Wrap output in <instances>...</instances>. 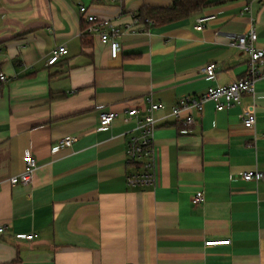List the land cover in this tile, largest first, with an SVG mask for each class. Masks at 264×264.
Here are the masks:
<instances>
[{"label": "crops", "instance_id": "obj_1", "mask_svg": "<svg viewBox=\"0 0 264 264\" xmlns=\"http://www.w3.org/2000/svg\"><path fill=\"white\" fill-rule=\"evenodd\" d=\"M173 1L0 0V73L7 77L0 83V264H264V179L242 178L264 173V79L229 109L209 102L192 126L162 122L155 185L128 184L139 172L128 162L136 126L128 109L148 106L151 97L166 106L163 117L187 96L245 78L249 56L230 42L252 26L264 49V0L205 9L200 15L215 19L201 31L200 15L161 27L139 16ZM81 5L135 29L119 38L117 59L92 36L90 47L82 45ZM62 45L68 54L48 65ZM210 64L215 78L203 73ZM109 110L120 116L99 131ZM249 110L253 128L242 119ZM69 135L73 146L53 154ZM27 151L38 161L33 181L13 186ZM197 191L205 194L201 205L191 202ZM28 234L35 238H20Z\"/></svg>", "mask_w": 264, "mask_h": 264}, {"label": "built area", "instance_id": "obj_2", "mask_svg": "<svg viewBox=\"0 0 264 264\" xmlns=\"http://www.w3.org/2000/svg\"><path fill=\"white\" fill-rule=\"evenodd\" d=\"M245 12H250V6L244 8ZM81 20L87 28L84 32L89 36L97 38L98 41L108 47L111 58L117 59L121 55V43L119 38L128 31L135 32L133 27L125 29L119 26L114 19H102L90 13L89 8L85 5L79 7ZM134 23L140 25V18L134 16ZM215 15H200L196 19L195 29L201 31L205 23L214 20ZM146 24H154L152 20L146 19ZM258 33L255 27H251L247 34L235 37L230 46L245 52L249 56L248 70L245 78L235 81L226 86L209 87L207 91L199 97L187 96L181 99L177 104L169 109V114L159 117V113L166 110L162 103L154 102L151 97L147 98L148 106H134L126 111L127 121L134 119L136 126L129 132L131 134L127 141L128 162L136 166L138 173L128 176L127 181L133 187H152L156 183L155 160H154V139L159 125L172 117L177 121L184 123L186 126L196 124L209 102H213L217 111H222L238 105L242 101L244 94L255 95L257 83L264 79V49L257 47ZM68 54L66 45L57 47L51 52L47 64L52 66L60 62L63 56ZM216 66L210 64L203 69V73L209 78H215ZM7 77L0 73V83L6 82ZM120 114L113 110L105 111L100 114L99 131H106L119 118ZM244 126L253 128L256 125L257 117L254 111L249 110L242 115ZM187 132V131H186ZM75 137L65 136L52 147V153L56 154L63 149L73 146ZM38 168V161L30 152L25 153L24 171L12 177L10 183L15 185L28 186L32 183L34 173ZM245 181H261L264 179V173L257 170L246 171L242 174ZM194 205H201L205 202L203 191H197L191 198ZM4 228H0V233ZM27 240H33L34 234L20 236ZM223 241L208 242L210 245ZM227 242V241H225ZM133 264V263H128Z\"/></svg>", "mask_w": 264, "mask_h": 264}, {"label": "trees", "instance_id": "obj_3", "mask_svg": "<svg viewBox=\"0 0 264 264\" xmlns=\"http://www.w3.org/2000/svg\"><path fill=\"white\" fill-rule=\"evenodd\" d=\"M227 0H174L170 7H146L142 8L139 16L143 19H150L154 26L161 27L176 23L190 17L200 15L205 9L224 4ZM87 26L82 25V31H86ZM82 45L90 47L92 39L88 34L83 33Z\"/></svg>", "mask_w": 264, "mask_h": 264}]
</instances>
